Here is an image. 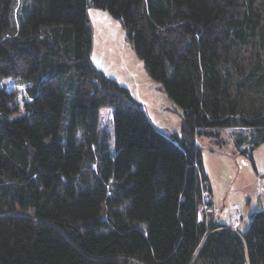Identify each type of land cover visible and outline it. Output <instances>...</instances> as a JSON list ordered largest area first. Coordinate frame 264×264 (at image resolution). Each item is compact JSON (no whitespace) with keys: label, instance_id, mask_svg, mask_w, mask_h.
Segmentation results:
<instances>
[{"label":"trees","instance_id":"obj_1","mask_svg":"<svg viewBox=\"0 0 264 264\" xmlns=\"http://www.w3.org/2000/svg\"><path fill=\"white\" fill-rule=\"evenodd\" d=\"M15 3L0 0V264H264V209L245 232L216 218L196 142H264V0H32L18 26ZM90 6L119 19L181 132L92 60ZM9 77L27 84L13 118Z\"/></svg>","mask_w":264,"mask_h":264},{"label":"rangeland","instance_id":"obj_2","mask_svg":"<svg viewBox=\"0 0 264 264\" xmlns=\"http://www.w3.org/2000/svg\"><path fill=\"white\" fill-rule=\"evenodd\" d=\"M31 1L16 0L12 15L15 26L19 25ZM88 14L93 33L91 57L95 64L130 90L160 131L165 134L181 132L183 110L167 95L161 83L150 77L144 61L127 40L119 19L108 10L94 6L88 7ZM1 85H5L7 91L16 92L10 109L17 108L18 111L10 117L21 115L28 100L27 84L9 77L3 79ZM99 112L100 128L112 134L110 142L113 144V109L102 107ZM240 132L239 129L225 127L213 137L197 136L196 142L202 148L205 171L213 189V201L220 207L218 219L230 223L239 212L240 230L245 232L251 214L264 209V142L254 149L251 157L247 145L241 150L237 148L235 136Z\"/></svg>","mask_w":264,"mask_h":264},{"label":"built area","instance_id":"obj_3","mask_svg":"<svg viewBox=\"0 0 264 264\" xmlns=\"http://www.w3.org/2000/svg\"><path fill=\"white\" fill-rule=\"evenodd\" d=\"M204 195H205V197L207 198V200H209L210 202H213V203H214L212 197L210 196V194H209L208 192H206ZM213 211H214L216 214L220 212V207H219L218 205H215V203L213 204ZM239 215H240V213L237 212V213H236V216H239ZM234 229H235V230H240V228H239L238 226L234 227Z\"/></svg>","mask_w":264,"mask_h":264},{"label":"crops","instance_id":"obj_4","mask_svg":"<svg viewBox=\"0 0 264 264\" xmlns=\"http://www.w3.org/2000/svg\"><path fill=\"white\" fill-rule=\"evenodd\" d=\"M212 193H213V189H212ZM215 217L218 218L217 214H215ZM220 221H221V220H220ZM221 222H222V221H221ZM250 222H251V219H250ZM250 222L247 223V227H246L247 229L249 228ZM223 223H224V222H223ZM227 224H230V225H232V224H237L238 227L240 228V224H241V222H240L239 217L235 216V217H234V220L231 221L230 223H227ZM247 229H246V230H247Z\"/></svg>","mask_w":264,"mask_h":264},{"label":"bare ground","instance_id":"obj_5","mask_svg":"<svg viewBox=\"0 0 264 264\" xmlns=\"http://www.w3.org/2000/svg\"><path fill=\"white\" fill-rule=\"evenodd\" d=\"M229 226H231L234 229V227H236L238 225L237 224H232V225H229Z\"/></svg>","mask_w":264,"mask_h":264}]
</instances>
